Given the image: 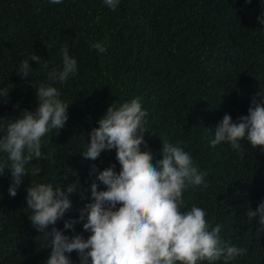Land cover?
<instances>
[{
    "label": "trees",
    "instance_id": "16d2710c",
    "mask_svg": "<svg viewBox=\"0 0 264 264\" xmlns=\"http://www.w3.org/2000/svg\"><path fill=\"white\" fill-rule=\"evenodd\" d=\"M259 17H264V0H120L115 10L104 0H0V90L9 92L0 97V117L14 119L22 110L33 111L42 83L56 87L69 105L65 126L50 130L42 138V157L26 165L29 171L39 168V175H25L15 197L8 191L11 170L0 175V264H45L50 255L46 237L29 219L26 189L32 179L65 189L79 180L87 191L83 197L71 196L72 208L56 227L69 236L89 237L83 222L73 233L64 229V220L78 217L90 202L93 164L99 170L115 164L117 172L121 166L115 149L95 161L81 153L108 107L133 98L147 112L144 139L153 163L162 158L163 138L187 152L184 144L195 166L206 173L207 187L183 191L181 211L200 207L210 227L221 225L222 240L247 249L229 264H264V226L258 217L249 222L245 214L264 201V153L249 144L242 154L234 153L225 142L217 149L228 165L216 152L198 149L191 137L199 133L201 120L218 124L220 113L237 122L248 114L257 92H264V25ZM96 42L107 51L92 48ZM65 46L77 71L64 83L49 81L48 72L63 68ZM35 54L40 64L30 61L26 78L17 74L21 62ZM141 149L146 150L144 145ZM6 158L0 153V162ZM66 255L79 264L77 252Z\"/></svg>",
    "mask_w": 264,
    "mask_h": 264
},
{
    "label": "clouds",
    "instance_id": "9594fccd",
    "mask_svg": "<svg viewBox=\"0 0 264 264\" xmlns=\"http://www.w3.org/2000/svg\"><path fill=\"white\" fill-rule=\"evenodd\" d=\"M50 3L60 4L62 0ZM104 3L115 10L120 0ZM258 19L264 25V17ZM91 47L99 53L107 51L102 42ZM61 53L63 68L48 72L49 81L64 83L77 71V61L66 46ZM40 60L39 55H31L21 62L17 74L28 77L30 61L39 65ZM44 67L47 68L46 63ZM8 93L0 90V97ZM59 97L56 87L42 83L37 88L38 105L33 111L22 110L14 119L0 117V153L7 157L0 162V175L11 170L8 191L12 197L17 195L25 175H39V168L29 171L26 165L42 157V138L67 123L69 105ZM220 114L223 118L218 124L205 119L197 123L199 133L191 137L198 149L214 151L224 158L217 147H226L228 142V149L234 153L242 154L245 144L264 153V92H257L248 114L238 117L237 122L230 114ZM146 116L139 98L118 107L112 104L98 120V127L89 133L90 141L81 153L83 158L95 161L102 152L115 149L121 167L117 172L115 164L103 170L93 164L89 173L95 177L90 185V202L79 210L78 217L64 220V229L73 233L75 225L83 222V230L90 233L87 239L82 233L66 235L56 227L72 208L71 196L83 197L87 191L79 180L65 189L63 185L54 187L32 179L26 189V203L31 209L29 219L33 227L46 237L47 247L51 248L45 264H72L66 253L73 251L80 257L79 264H215L220 260L229 264L247 253L246 248L222 240L221 225L210 227L200 207L193 205L190 211H181L185 207L183 191L189 186L207 187L206 173L195 166L189 154L192 152L184 144L181 143L187 152L179 143L163 138L162 158L155 159L154 164V154L147 149L144 139L148 132L144 126ZM142 145L146 150L141 149ZM100 184L105 186L104 190L99 188ZM245 214L249 222L258 217V223L264 226V201L255 210L249 207Z\"/></svg>",
    "mask_w": 264,
    "mask_h": 264
}]
</instances>
